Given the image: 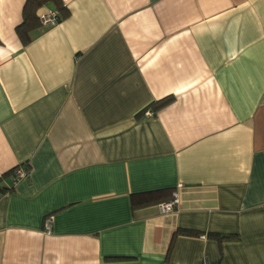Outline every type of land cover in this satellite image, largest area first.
Wrapping results in <instances>:
<instances>
[{"label":"crops","instance_id":"0c3cea01","mask_svg":"<svg viewBox=\"0 0 264 264\" xmlns=\"http://www.w3.org/2000/svg\"><path fill=\"white\" fill-rule=\"evenodd\" d=\"M25 1L0 0V264H264V0H49L23 44Z\"/></svg>","mask_w":264,"mask_h":264},{"label":"trees","instance_id":"16d2710c","mask_svg":"<svg viewBox=\"0 0 264 264\" xmlns=\"http://www.w3.org/2000/svg\"><path fill=\"white\" fill-rule=\"evenodd\" d=\"M49 0H26L23 6V20L22 22L16 27V32L23 44H27L32 38L33 30L39 24V9ZM57 12H58V20L63 18L66 15L65 9L61 5H57ZM170 97L163 98L157 100L155 103L151 105L154 106L155 109H158L167 103L170 102ZM174 191H172L173 194ZM169 201V200H168ZM166 202V201H163ZM162 203V202H160ZM159 203V204H160ZM178 232L183 233L186 230H178ZM219 238L222 236H218Z\"/></svg>","mask_w":264,"mask_h":264},{"label":"built area","instance_id":"2783aa9c","mask_svg":"<svg viewBox=\"0 0 264 264\" xmlns=\"http://www.w3.org/2000/svg\"><path fill=\"white\" fill-rule=\"evenodd\" d=\"M57 22H58V12L56 9L55 10L47 9L39 13V23L41 25L52 26V25H55ZM146 114L151 115L152 112L146 111ZM26 175H27V171L21 166H17L13 170L12 178H13V181H16L17 179L25 177ZM178 202H179L178 195L174 191L172 194V199L158 204V209L160 212H163V213L172 211L177 206ZM203 264H208V263L204 262Z\"/></svg>","mask_w":264,"mask_h":264}]
</instances>
